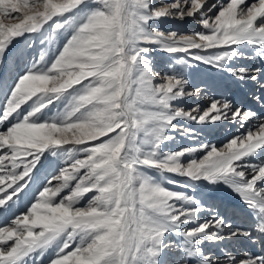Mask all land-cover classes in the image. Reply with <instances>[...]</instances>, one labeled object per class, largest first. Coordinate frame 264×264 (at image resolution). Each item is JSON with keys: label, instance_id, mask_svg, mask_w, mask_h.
Segmentation results:
<instances>
[{"label": "snow or ice", "instance_id": "snow-or-ice-1", "mask_svg": "<svg viewBox=\"0 0 264 264\" xmlns=\"http://www.w3.org/2000/svg\"><path fill=\"white\" fill-rule=\"evenodd\" d=\"M161 18L189 19L204 31L152 28ZM46 26L47 43L63 37L62 46L41 51L2 89L0 264H44L49 253L47 264H169L173 248L177 264H264V255L224 249L253 232L186 191L226 186L264 236V159L253 162L264 152V119L226 98L212 97L203 109L179 104L203 94L188 90L190 62L264 88V68L232 66L250 58L246 48L264 60V0H0V66L14 40ZM153 51L180 69L155 71ZM181 120L227 122L237 134L220 146L201 141L165 151L176 139L170 132L197 135L174 123ZM43 167L53 174L16 214ZM205 243L220 246L223 261Z\"/></svg>", "mask_w": 264, "mask_h": 264}, {"label": "rangeland", "instance_id": "rangeland-1", "mask_svg": "<svg viewBox=\"0 0 264 264\" xmlns=\"http://www.w3.org/2000/svg\"><path fill=\"white\" fill-rule=\"evenodd\" d=\"M153 2L154 5L159 6L161 3L170 2V0H153ZM208 2L211 4L214 3L215 0H208ZM248 2L252 3L253 0H248ZM213 11L215 12V10ZM151 27L165 33L176 32L179 34H191L197 31H204L200 25L189 19L181 21L179 19L161 18L159 21H154ZM48 35L49 31L46 26V30L42 33L25 35L13 41L7 58L3 62V65L0 66V100L3 98V86L5 84L10 85L18 75L23 74L29 62L33 58L38 59L41 51L50 53L51 49L62 46L64 41L63 37H60L55 45H49L46 39ZM42 39L45 40L44 44L40 43ZM30 43L32 47L27 46ZM245 50L249 52L250 58L235 61L232 65L233 67H246L249 69L257 67L264 68V60L255 57L249 49L246 48ZM149 56L154 70L159 73L168 72L171 67H175L176 69H180L181 67L180 65H175V61L170 59L167 53L153 51ZM50 58V54L46 56V59ZM190 63H192L193 66L185 70V75L190 81L188 90L199 87L203 90V94L188 97L180 101L179 104L181 107L190 109L198 104L201 109H203L208 106L209 100L212 97L218 99L226 98L232 101L236 106L251 109L256 113L257 119H264V88H261L260 85L253 84L250 80L246 83L234 81L227 73L219 72L209 66L197 62ZM260 80L264 83V74L260 75ZM157 82H159V80ZM254 97H260L261 99L257 100ZM29 103H31V101H29ZM60 107L62 108L63 105H60ZM174 123L197 129V135L192 138H185L180 136L178 132H170L169 135L176 136V139L174 142H169L163 146L165 151H175L187 146H196L201 141L220 146L231 139L233 135L237 134V126L227 122L221 127L202 126L195 123H187L182 120ZM48 159L50 161L56 160V158L52 156H49ZM261 159H264V152H261L253 162ZM52 174L51 168H40L37 173L36 183L32 184L26 190L27 197L20 201L18 208H14L13 212L21 214L26 211V206H30V203L33 202V194L36 193L38 189L42 190L43 185L47 182L46 177L50 178ZM153 175L155 174L153 173ZM170 178L177 181L178 184L184 181V178L176 175H171ZM53 183H55V181H53ZM165 187L174 191H184V189L178 186L169 184H165ZM186 191L189 194H194L198 198L203 199L207 204L219 210L226 219L232 222L234 227H240L253 232V239L251 240L240 237L239 239L225 241L223 243L224 249L236 255H240L243 251H247L253 255H264V236L254 232V224L256 221L248 214L247 209L241 203L239 197L232 193L230 189L220 185L215 191H206L205 189L198 192H193L192 189H187ZM200 215L201 219H204L208 218L209 213L204 212ZM169 239L174 241L175 237H169ZM203 247L207 253L219 256L223 261L225 253L220 246L205 243ZM48 255H50V253L46 254L44 257V264H47ZM167 259L169 264H177L180 260V253L173 248L169 251Z\"/></svg>", "mask_w": 264, "mask_h": 264}]
</instances>
